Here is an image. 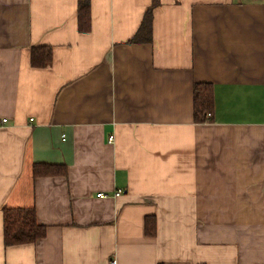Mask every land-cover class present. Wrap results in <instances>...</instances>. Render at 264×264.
I'll return each instance as SVG.
<instances>
[{"label":"crops","instance_id":"crops-1","mask_svg":"<svg viewBox=\"0 0 264 264\" xmlns=\"http://www.w3.org/2000/svg\"><path fill=\"white\" fill-rule=\"evenodd\" d=\"M77 5L0 0V264H264V0H89L86 31ZM29 206L45 235L4 245Z\"/></svg>","mask_w":264,"mask_h":264},{"label":"trees","instance_id":"trees-1","mask_svg":"<svg viewBox=\"0 0 264 264\" xmlns=\"http://www.w3.org/2000/svg\"><path fill=\"white\" fill-rule=\"evenodd\" d=\"M77 27L80 31L89 29V0H77ZM152 13L149 7L142 18V22L131 38L132 41L149 40ZM49 45H36L31 48L30 62L32 66L43 67L51 60ZM214 99L212 84L196 82L193 85V119L195 122H206L211 119ZM65 172L63 164L35 162L32 165V176L62 174ZM146 221V232L151 234L154 224ZM46 226L36 221L33 206L5 207L2 209V240L4 245H16L34 242L45 235Z\"/></svg>","mask_w":264,"mask_h":264},{"label":"built area","instance_id":"built-area-1","mask_svg":"<svg viewBox=\"0 0 264 264\" xmlns=\"http://www.w3.org/2000/svg\"><path fill=\"white\" fill-rule=\"evenodd\" d=\"M2 122H6V118H3V119H2ZM112 138H113V136H109L108 139H109V140H112ZM121 191H122L121 189H117V190L115 191L114 194H115V195H118V194L121 193ZM98 195H99V196H104V195H106V194L100 192V193H98ZM115 262H116L115 260H111V264H115Z\"/></svg>","mask_w":264,"mask_h":264}]
</instances>
